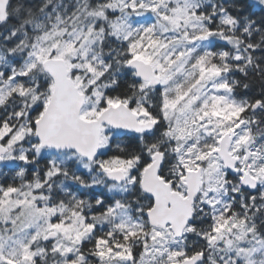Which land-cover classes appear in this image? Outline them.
I'll use <instances>...</instances> for the list:
<instances>
[{"label": "snow or ice", "instance_id": "6c2138e0", "mask_svg": "<svg viewBox=\"0 0 264 264\" xmlns=\"http://www.w3.org/2000/svg\"><path fill=\"white\" fill-rule=\"evenodd\" d=\"M0 264H264V0H0Z\"/></svg>", "mask_w": 264, "mask_h": 264}]
</instances>
